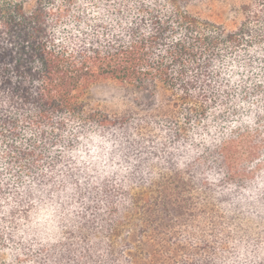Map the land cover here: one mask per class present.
Here are the masks:
<instances>
[{"label":"trees","instance_id":"obj_1","mask_svg":"<svg viewBox=\"0 0 264 264\" xmlns=\"http://www.w3.org/2000/svg\"><path fill=\"white\" fill-rule=\"evenodd\" d=\"M190 1L0 0V201L11 196L17 205L6 216L0 215V264H9L6 249L10 247L20 250L11 264L33 260L34 264H97L89 242L101 233L110 241L105 264H115L121 247L133 249L129 252L132 264H187L183 257L189 249L178 242L181 235L200 228L202 245L195 251L215 256L223 243L220 233L229 236L225 229L243 218L239 203L231 215L217 217L205 203L207 196L193 195L194 185L170 170L158 182L141 187L134 196L135 207L127 214L108 218L100 216L99 200L112 203L117 193L107 183L101 192L89 190L86 181L83 190L77 188L76 199L93 203L84 205L79 219L64 231L66 239L47 252L43 248L33 252L13 239L16 220L27 219L32 207L31 184L37 189L53 185L48 195L55 191L56 177L64 171L57 170L64 163L57 146L71 149L76 143L62 116L79 122L73 125L79 128L76 135L101 129L103 135L115 128L128 149L125 158L133 159L151 147L152 138L143 134L149 122H163L171 130L170 142L175 143L209 115L221 132V125L232 118L250 117L252 125L241 124L227 139L221 137V144L209 153L211 166L216 171L224 169L226 175L234 171L243 175L251 159L264 153V0H242V20L233 29L193 15ZM85 5L111 18L117 27L132 17V26L125 32L130 42L114 36L115 43L101 44L94 38L88 47L81 42L70 58L63 51L49 50L47 29L55 23H49L46 9H57V21L79 28L91 22ZM166 5H171V14L162 12ZM146 27L152 31L148 38L142 33ZM110 30L103 23L92 26L93 35L97 31L107 35ZM177 34L181 39L173 43ZM233 65L231 75L239 77L235 82L226 74ZM101 80L132 87L142 93V100L123 114L94 109L87 95ZM241 103L248 109L238 108ZM133 132L140 139L132 141ZM145 139L148 146L141 147ZM75 175L68 171L65 179L76 184Z\"/></svg>","mask_w":264,"mask_h":264},{"label":"clouds","instance_id":"obj_2","mask_svg":"<svg viewBox=\"0 0 264 264\" xmlns=\"http://www.w3.org/2000/svg\"><path fill=\"white\" fill-rule=\"evenodd\" d=\"M147 3L151 4V0H147ZM85 7L88 9L91 22L88 25L81 24L79 28L73 23L57 21V9H46L51 16L49 23H55V27L47 29L51 36V43L47 45L49 50L63 51L65 56L70 58L81 42L88 47L89 42L94 38L99 39L101 44L115 43L114 36L122 37L126 44L130 42V37L125 35V32L132 26V17L122 21L117 27L111 18L102 16L91 6L85 5ZM172 11L171 5H166L162 10L167 14H171ZM138 15L144 14L138 13ZM97 23H103L111 30L107 35H102L100 31L93 35L92 26ZM142 33L144 38L150 37L151 28L146 27ZM180 39L181 35L177 34L172 37V42L177 43ZM37 66L39 67V61ZM234 70V65L226 70V74L233 82L239 79L231 75ZM13 83H15V77ZM248 107L243 103L238 105V108L242 110H247ZM214 111L218 114L221 110ZM60 119L64 120L66 127L73 133L76 143L71 149L57 146L64 161L57 170L64 169V171L56 177L55 191L48 195V189L53 185L37 189L35 184H31L34 195L30 201L32 207L27 219L16 220L18 227L13 232L14 240L29 245L33 252L41 248L47 252L53 245L62 243L66 239L63 235L66 228L74 219H79L80 214L84 212L85 204L93 203L87 198L79 203L76 199L77 188L83 190L86 181L89 190L96 188L97 192H101L104 184L107 183L117 193L112 203H107L104 199L99 200V214L103 218H108L110 215L115 217L127 214L135 207L134 196L141 187L147 188L154 182H158L163 172L171 170L184 181H190L194 185L193 195L207 196L205 203L212 207L217 217L231 215L237 203L242 206L239 211L243 213L241 220L225 229L229 236H225L224 232L220 233L219 238H223V243L222 247L217 248L215 256L201 255L195 251L202 245L200 228H191L181 235L178 242L189 249V253L183 257V260L187 264H201L203 260L208 261L209 264H264V153L257 154L251 159L243 170V175H237L236 171L226 175L224 169L216 171L211 166L212 160L209 158V153L221 144V137L227 139L241 124L252 125L253 121L250 117L232 118L221 125L224 127V131L221 132L220 127L212 123V116L209 115L207 120L202 121L199 128L189 130L186 138L182 137L175 143L170 142L171 130L166 128L163 122L159 125L149 122L143 134L152 138L151 147L138 159L125 158L124 154L128 149L123 146L119 138L120 134L115 128L104 132L103 135L102 129L100 131L85 130L83 134L76 135L79 128L73 125H78L79 122L68 119L67 115ZM113 132H116L117 139L112 138ZM130 139L135 141L140 137L133 132ZM147 146L148 141L145 139L141 147ZM133 148L136 146L133 145ZM153 152L156 155L153 156ZM169 153L172 154L171 169L168 164ZM145 157H148L146 161ZM126 159L127 162H125ZM65 163L67 168H64ZM137 165L139 168L136 167ZM68 171L76 174V184H70L65 179ZM49 175H55V173H49ZM18 190L23 192V188ZM224 197L228 199L223 200ZM0 206H2L0 215L6 216L9 210L17 205L9 196L6 201H0ZM112 209L116 211L113 213ZM97 223L99 224L100 221L98 220ZM4 227L12 231L8 225ZM109 243L110 241L102 233L89 242L90 254L97 264H105L108 260ZM131 251H133L132 248L121 247L115 264H132L133 257L129 255ZM6 252L11 264L12 256L19 254L20 250L10 247L6 249ZM28 264H34V260L29 261Z\"/></svg>","mask_w":264,"mask_h":264},{"label":"rangeland","instance_id":"obj_3","mask_svg":"<svg viewBox=\"0 0 264 264\" xmlns=\"http://www.w3.org/2000/svg\"><path fill=\"white\" fill-rule=\"evenodd\" d=\"M242 4V0H191L189 9L201 19L233 29L242 20ZM141 100V92L109 80L95 83L87 95L92 108L110 114H123Z\"/></svg>","mask_w":264,"mask_h":264}]
</instances>
